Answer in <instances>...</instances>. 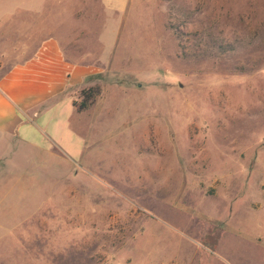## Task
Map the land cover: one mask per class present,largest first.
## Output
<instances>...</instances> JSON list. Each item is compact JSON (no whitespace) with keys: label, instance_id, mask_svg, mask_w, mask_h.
Masks as SVG:
<instances>
[{"label":"rangeland","instance_id":"1","mask_svg":"<svg viewBox=\"0 0 264 264\" xmlns=\"http://www.w3.org/2000/svg\"><path fill=\"white\" fill-rule=\"evenodd\" d=\"M37 19L94 72L72 157L0 132V264H264V0H47Z\"/></svg>","mask_w":264,"mask_h":264},{"label":"crops","instance_id":"2","mask_svg":"<svg viewBox=\"0 0 264 264\" xmlns=\"http://www.w3.org/2000/svg\"><path fill=\"white\" fill-rule=\"evenodd\" d=\"M46 2L0 0V132L8 146L72 157L69 99L94 67L67 56L51 25L37 26ZM11 154L3 147L0 166Z\"/></svg>","mask_w":264,"mask_h":264},{"label":"trees","instance_id":"3","mask_svg":"<svg viewBox=\"0 0 264 264\" xmlns=\"http://www.w3.org/2000/svg\"><path fill=\"white\" fill-rule=\"evenodd\" d=\"M81 100L78 102L77 108L81 109L86 107L90 102L93 101L94 94L98 92L97 86H89L83 87L80 90ZM76 100H74V104H76Z\"/></svg>","mask_w":264,"mask_h":264}]
</instances>
